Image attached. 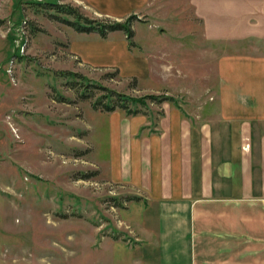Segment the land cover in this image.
I'll return each instance as SVG.
<instances>
[{
    "label": "rangeland",
    "instance_id": "374dc122",
    "mask_svg": "<svg viewBox=\"0 0 264 264\" xmlns=\"http://www.w3.org/2000/svg\"><path fill=\"white\" fill-rule=\"evenodd\" d=\"M35 1L103 21L135 15L134 46L122 31H76L64 21L73 16L32 0H0V264H118L137 242L125 220L137 199L99 166L108 115L124 112L94 102H110V92L141 98L125 102L153 118L171 103L191 110L213 101L228 45L217 28L240 25L262 0H128L121 10Z\"/></svg>",
    "mask_w": 264,
    "mask_h": 264
},
{
    "label": "crops",
    "instance_id": "0c3cea01",
    "mask_svg": "<svg viewBox=\"0 0 264 264\" xmlns=\"http://www.w3.org/2000/svg\"><path fill=\"white\" fill-rule=\"evenodd\" d=\"M217 39L213 101L108 115L100 171L138 197L118 264H264V0Z\"/></svg>",
    "mask_w": 264,
    "mask_h": 264
},
{
    "label": "trees",
    "instance_id": "16d2710c",
    "mask_svg": "<svg viewBox=\"0 0 264 264\" xmlns=\"http://www.w3.org/2000/svg\"><path fill=\"white\" fill-rule=\"evenodd\" d=\"M32 3L40 4L42 6H48L52 7L53 10L56 13H62L66 15H71L74 17V20H64L67 24L71 25L76 31L79 32H95L99 36L105 38L107 34L111 31H122L126 39L128 41L129 47L134 46V30L132 28V20L136 18L135 15H130L125 19L124 21H117V20H110V21H103L98 19H89L78 11L77 8L64 3H57V2H37L35 0H32ZM62 74L65 73V75H72L75 76V73L72 72H61ZM135 79V78H134ZM100 87V86H99ZM87 92H82V96H86ZM114 95V96H113ZM103 96L108 97L110 99V102L103 103L101 102V96L94 102V108L100 109L102 111H113L117 107L124 110L127 114H136L140 112V108H131L125 101L128 102H137V101H143L141 98H131L129 96L120 95L118 94L115 96L112 92L106 93ZM116 97V98H115ZM145 97V96H144ZM147 97H150L154 102H161L165 100H172L174 101V98L169 95L164 96H156V95H147ZM134 199H138L137 196L133 197Z\"/></svg>",
    "mask_w": 264,
    "mask_h": 264
}]
</instances>
